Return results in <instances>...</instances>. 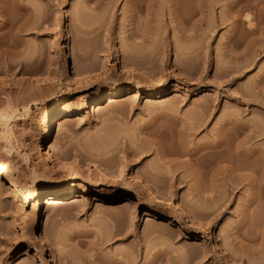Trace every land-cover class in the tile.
Segmentation results:
<instances>
[{"label": "rangeland", "instance_id": "374dc122", "mask_svg": "<svg viewBox=\"0 0 264 264\" xmlns=\"http://www.w3.org/2000/svg\"><path fill=\"white\" fill-rule=\"evenodd\" d=\"M177 1L4 4L0 264H264V0L252 26L229 14L245 0ZM67 99L57 162L41 120Z\"/></svg>", "mask_w": 264, "mask_h": 264}, {"label": "bare ground", "instance_id": "6f19581e", "mask_svg": "<svg viewBox=\"0 0 264 264\" xmlns=\"http://www.w3.org/2000/svg\"><path fill=\"white\" fill-rule=\"evenodd\" d=\"M9 1H13L12 2L13 4L15 2V0H8V2ZM93 1L96 4V3L100 2L101 0H93ZM130 1L131 2H136L137 0H130ZM139 1L141 2V1H144V0H139ZM171 2L175 5V10H177L178 4H179L178 1L177 0H171ZM4 4H7V0H6V2H5V0H0V12L3 11V6H5ZM248 7H250V3H249L248 0H245L244 2H241V4L238 5V8H236V9L234 7H230V10H229V14L231 15L230 17L233 18V20L235 21V23L237 25L238 24L241 25V24L246 22V23H248V26L249 25L252 26L251 25V15L249 14V12L248 13L246 12L243 17L241 16L243 11L245 9H247ZM197 8H200V11H202L201 10L202 5L198 4ZM177 19L179 21L182 20L178 16H177ZM198 20H200V19H198ZM212 21L214 22V20H212ZM180 22H182V21H180ZM213 26H215V25H213ZM263 27H260L259 31ZM236 29H238V26H237V28H235V30ZM263 30H264V28H263ZM263 30H261V32ZM261 32H259V33L261 34ZM262 33H264V31ZM65 64H67V61H65ZM138 65H139V67H141L140 69L142 71H144V73H146L148 75H155L152 70H149L148 68L140 65L139 63L137 64V66ZM121 67H122V69L126 68L124 63H121ZM73 71H74V73H77L76 69H74ZM123 91H124V85H119L117 88H115V92H112V94H109L110 96H108V98H107L108 99L107 103L116 102V97L120 96L121 94H123ZM71 103L72 102H70L69 99H67V100H59V101L55 102L53 105H51L48 108L47 113L45 114V116L41 120L42 130L43 131H42V134H41V137H40V140H39V146L40 147L42 146V148L44 150L43 155H45V157H47V158L52 157V159L56 160L57 162H60L61 160L57 156V154L55 153L54 146H53V143H52L54 123L57 120V118L64 112L63 111V107L69 106ZM101 103H102L101 100L95 101L94 103H92L90 105L91 106L90 109L99 110L101 108ZM84 107H86V106H84ZM5 113L0 112V117L4 116ZM220 132H218V134H216V136H215L216 138L214 137V139H212V143L210 145H204V146H199V147H201V148L203 147L204 149L207 148L208 150H210L209 148H212L213 151H219V150L222 151L221 150L222 149L221 148L222 147V135H221L222 133H220ZM180 138L182 139L183 137L181 136ZM181 139H180V141H181ZM182 141H181V145L183 143ZM182 146H185V144L183 143ZM201 148H199V149H201ZM196 150L198 151V147H197ZM195 156H196L195 159H194L195 163L196 164H200L202 162V159H201L202 156H199V157H197V155H195ZM242 156L248 157L249 155H248V153L245 152V153H242ZM101 167H104V166H101ZM230 169H232V168H230ZM12 173L13 172H12L11 168L7 164L0 162V177L1 176H12ZM192 174H193V176H196V175H194V173H192ZM240 176L242 178H247L244 175H240ZM12 185L13 184H11V186ZM156 192L161 194V195L163 194L161 191H158V190ZM76 195H77L76 191L73 190V189H70V188H62V189L50 191V192H47V193H44V194H40V193L37 194L35 196V198L37 200V204H36L37 219H36V222L33 225V229L35 231H37L39 229V226L42 225V223H43L42 208H43V203L44 202H49V203L50 202H57L59 200L65 199V198L68 199L70 197H76Z\"/></svg>", "mask_w": 264, "mask_h": 264}]
</instances>
